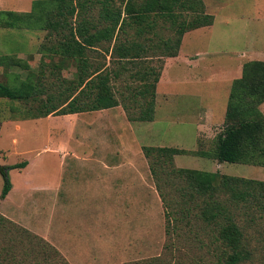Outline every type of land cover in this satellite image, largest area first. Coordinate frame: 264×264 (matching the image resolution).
I'll list each match as a JSON object with an SVG mask.
<instances>
[{"label":"rangeland","instance_id":"rangeland-1","mask_svg":"<svg viewBox=\"0 0 264 264\" xmlns=\"http://www.w3.org/2000/svg\"><path fill=\"white\" fill-rule=\"evenodd\" d=\"M33 1L0 0V12H29ZM211 7L210 15L216 16L212 30L191 35L183 52L198 49L209 52L207 59L212 60L213 66L192 77L193 73L185 69L173 70L177 68H173L175 65L178 68L182 65L170 63L168 67H173L165 74V84L155 91L154 120L151 124L128 121L132 126L135 124L137 135V141L130 138L129 142L116 132V129L124 131V126L115 122L117 114H125L121 106L84 112L80 118L74 116L80 113L51 114L44 120L32 121L41 115L39 100L45 98L41 90L47 88L54 92L59 80H76V69L72 62L60 67L62 58L48 51L50 42L46 31L1 28L0 21V84L15 88L23 80L36 84L40 90L37 96L26 100L0 98V166L30 164L27 168L8 171L12 191L0 199V215L6 219L0 223V264H221V250L214 241L212 223L192 220L167 227L164 206L141 150L142 147L177 148L185 151L173 156V166L177 169L218 172L264 182L263 167L219 164L210 156H201V152H213L216 137L223 130L228 97L220 84L217 68L222 64L232 65L240 53L247 52L249 56L253 49L264 53V22L260 25L256 21L264 19V0L259 3L220 0ZM92 11L86 18L97 16ZM4 19L7 16L1 14L0 20ZM157 34L163 38L174 35L165 30H158ZM87 57L92 61L95 54L88 52ZM102 58L99 55L98 61L105 63ZM167 59L170 58L162 59L161 75ZM51 62L58 65L55 76L49 75ZM128 74L125 72L120 77L118 87L127 82ZM205 108L214 114V119L202 130L197 113ZM259 110L264 115V103ZM11 142L18 146L13 147ZM86 146L94 149L86 151ZM105 146L124 149L129 159L142 162L139 199L102 201L100 194H96L102 192V179L96 174L86 185L79 184L84 178L77 175L71 179L75 184L70 185L66 173L62 185L65 190L69 186L74 190L89 188L95 200L73 201L62 189L55 195L49 187L53 185L43 186L45 182L53 183L59 162L68 150L81 148L87 156L100 159ZM164 183V190L171 194L183 185L174 178ZM2 186L0 175V193ZM134 195L137 197V188ZM230 209L243 233L247 252L241 264H264V211L252 203L247 207L238 203L234 208L230 204ZM42 240L57 254L45 251Z\"/></svg>","mask_w":264,"mask_h":264},{"label":"trees","instance_id":"trees-1","mask_svg":"<svg viewBox=\"0 0 264 264\" xmlns=\"http://www.w3.org/2000/svg\"><path fill=\"white\" fill-rule=\"evenodd\" d=\"M90 10L96 11L97 16L86 18ZM1 14L7 16V20H0L1 28L46 31L48 51L62 58L60 67L72 62L76 69V80H59L54 92L41 90L45 93V98L39 100L41 115L34 118L121 106L128 121L152 122L162 59L178 55L185 33L213 24V16L206 13L202 0H34L29 12ZM156 30L174 35L158 37ZM88 52L95 54L92 61ZM97 55L105 63L98 61ZM48 68L49 75L55 76L58 65L51 62ZM125 72L130 73L127 82L118 87L117 81ZM37 93L40 90L36 84L26 81L15 88L0 84V98L26 100ZM263 103L264 62L249 61L242 66L241 76L231 83L223 130L216 137L213 152H201V156H210L219 164L264 168V115L259 110ZM141 150L164 206L167 227L192 220L212 223L221 264H241L247 252L230 204L234 208L238 203L245 207L252 203L264 211V182L218 172L177 169L173 156L185 153L177 148ZM26 166L27 162L0 166V199H5L12 188L8 171ZM172 178L183 185L171 194L163 186L165 180ZM5 221L0 215V223ZM42 242L45 251L57 254L52 246Z\"/></svg>","mask_w":264,"mask_h":264},{"label":"crops","instance_id":"crops-1","mask_svg":"<svg viewBox=\"0 0 264 264\" xmlns=\"http://www.w3.org/2000/svg\"><path fill=\"white\" fill-rule=\"evenodd\" d=\"M205 5V10H207V13H210L212 11L213 7L211 5L217 4L220 2V0H202ZM258 3L260 0H256ZM216 16H213V24L215 23ZM257 19L256 21H259V24L261 25V22H264V19ZM213 24L209 27L199 28L197 30L190 31L189 33H186L182 40L181 45L179 49V53L176 57L167 59L165 62V68L163 70V73L157 83L156 91L159 86L165 84L164 77L167 73L168 69H172L171 67H168L170 63H178L182 68H178V66H174V71H180V70H187L190 71V74H192V77L198 74H202L206 69L213 66L212 60L207 59L211 53L201 51V50H194V51H186L183 52V47L185 45V42H189L191 35H196L197 32H208L211 31L213 28ZM255 49L250 51V54L248 56L247 52L240 53L238 56H236L235 61L232 65H226L222 64L220 67L217 68V74L218 78H220V84L222 87L227 91V97L229 94L230 86L233 80L238 79L241 76L242 66L249 62V61H263L264 62V53H260L258 51H254ZM264 51V49H262ZM260 50V51H262ZM258 54V55H257ZM263 56V57H259ZM253 58H263V59H253ZM171 60V61H170ZM209 60V61H208ZM1 67V66H0ZM189 78L190 75H189ZM23 82V80H21ZM157 95V94H156ZM106 109V110H112ZM81 115H74L77 118L83 117V113H80ZM118 115V119L115 121L117 124H122L124 126V131L122 132L118 129H116V132L118 134H121L123 137H125V142H129L130 138L137 141V135L135 131V124L132 126L125 117V114L123 112H120ZM197 117H201V129L203 130L204 127L208 125L210 121L214 119V114L208 109H200V112L197 113ZM35 120H44L42 118L33 119ZM8 122V121H7ZM5 122L4 124H7ZM9 123V122H8ZM152 122H150L151 124ZM104 129V128H103ZM93 131V130H92ZM96 131V130H95ZM202 132V131H201ZM96 134V133H95ZM12 143V142H11ZM13 147H17L18 143L13 144ZM77 150H68L62 158V160L59 162V169L57 173L55 174V178L53 183L51 182H45L44 185H53L52 188L53 193L55 195H59L62 189V185H64V175L67 173V181H70V185L75 184L71 183V179L77 177V175H80L84 178L83 182H80L79 184L86 185L88 183V180H90V177H95V174L102 179V192L96 193L97 195L100 194V199L102 201H110L117 199H124V200H136L139 199V196L141 195L140 189L142 186V162L131 160L128 157V154L126 151H119L115 148H112V146L109 148V146H105L100 152V159H94L93 157L87 156L88 154L81 150V148H76ZM94 148L93 147H85L86 151L92 152ZM141 153V150H140ZM85 154V155H84ZM67 155V156H66ZM69 158V159H68ZM27 167H30V164H27ZM25 167V168H27ZM97 171H95V170ZM25 170V169H24ZM88 170V171H86ZM66 171V172H65ZM96 173H95V172ZM94 174V176H93ZM68 185V184H67ZM137 188V197L134 195L136 193ZM12 191H9L8 194H10ZM62 191L69 197L71 200H95V196L90 192L89 188H77V190L72 189V186H69L67 190L64 188ZM7 194V195H8ZM123 195L125 197H123ZM115 196V197H114ZM56 237H58L57 234H55ZM55 237V238H56ZM57 240V239H56ZM56 248H59L57 243L54 244Z\"/></svg>","mask_w":264,"mask_h":264}]
</instances>
